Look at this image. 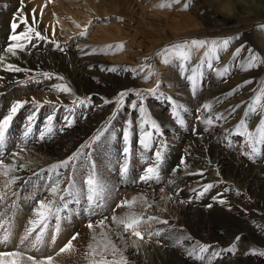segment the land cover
I'll use <instances>...</instances> for the list:
<instances>
[{"label": "rangeland", "instance_id": "374dc122", "mask_svg": "<svg viewBox=\"0 0 264 264\" xmlns=\"http://www.w3.org/2000/svg\"><path fill=\"white\" fill-rule=\"evenodd\" d=\"M162 2L171 6L159 7ZM227 2L0 0V55L13 44L25 45L13 62L0 61V121L17 101L27 102L13 115L0 146L5 150L0 160L17 156L18 167L7 177L0 167V237L9 236L0 252L25 251L37 261L52 256L53 264H90L93 235L99 240L107 231L121 250L115 259L122 254L127 264H264V182L254 172H241L243 163L264 168L257 132L264 109L248 111L264 89V63L247 68L250 55L264 58L256 36L264 34V17L245 24L229 14L240 11V4ZM86 25L87 34L80 35ZM29 27L49 39L13 41ZM224 39H230L227 48L212 51V42ZM191 40L208 43L190 49L186 60L164 63L157 55L165 46ZM121 44L122 50L116 47ZM7 64L23 70H8ZM224 68L229 71L221 76ZM12 74L22 76L7 84ZM122 91L128 95L120 98ZM98 133L100 139L91 142ZM78 152L67 168L53 167ZM149 167L157 168L156 175L142 179ZM90 173L103 189L92 208ZM11 177L15 181L7 183ZM21 179L26 181L19 184ZM57 181L62 189L71 185L60 193L63 199L50 191ZM133 198L138 202L131 211L144 218L138 247L125 243L138 238L118 237L111 221L130 211L118 205ZM41 200L53 202L54 214L29 237L33 241L43 229L42 242L33 248L20 241L37 219ZM105 217L110 227H88ZM76 234L74 250L57 255ZM203 245L209 246L205 252ZM107 257L113 259L111 251Z\"/></svg>", "mask_w": 264, "mask_h": 264}, {"label": "snow or ice", "instance_id": "6c2138e0", "mask_svg": "<svg viewBox=\"0 0 264 264\" xmlns=\"http://www.w3.org/2000/svg\"><path fill=\"white\" fill-rule=\"evenodd\" d=\"M172 2L174 3H179V0H172ZM171 6L170 3H165L162 2L159 7H169ZM185 8L188 7L187 4H185L184 6ZM22 11V9H21ZM19 15V13H18ZM24 23H27V19L24 18L23 21ZM33 22L35 23V9L33 10ZM92 21H89L88 24H91ZM79 27V25H77ZM18 27L17 23H13L12 24V28L13 30H15ZM264 30V29H262ZM87 34V25L85 26V31L81 32L80 35H86ZM35 38L37 40H48L49 38L46 35H42L39 31H36L35 28L33 27H29L27 28L24 32L20 33L19 35H13L12 39L13 41H18L20 39H23L25 41L31 42V40ZM207 41H203V40H191L189 41H185L184 43H178V44H171L169 46H165L161 52L157 53L158 56L162 55L164 57V63H169L174 57L178 58V59H182V60H186L190 58V49L192 48H204L205 45L207 44ZM230 43V39H224L221 43H217L216 41L212 42V51H215L217 48H227V46ZM25 47L24 44H13L8 48V52L11 53L12 55H16L17 49H23ZM57 47H59V45H57ZM108 47H112V46H108ZM118 49L123 48V45H117L116 46ZM63 50V49H61ZM95 51V50H94ZM240 49H237V52H239ZM205 55H208V53H205ZM4 57L0 56V61H3ZM258 63H264V58L259 57L256 54H252L249 56V60L247 62V68H254L256 66H258ZM209 67H211V65H209ZM6 68L8 70L11 71H22L23 69L13 65V64H7ZM111 71H115V68L110 69ZM229 70L227 68H224V70L222 72H220L219 74L221 76H224L227 74ZM44 75L48 76L50 74L45 73ZM60 79H63L62 77ZM190 80L195 79V77H189ZM193 87H195V84H193ZM63 91H68L70 92L71 89L68 88L67 86H64L62 88ZM149 92H153V89H149ZM137 96H140L141 93L139 91L136 92ZM128 95L127 91H122L121 93H119V97L122 98L124 96ZM24 103L27 102H21V101H17L11 108V113L7 116H5L3 118L2 121H0V146H2L5 142V133L9 127V124L13 118V115H15V113L24 106ZM32 103H36L35 100L32 101ZM46 103H50V102H46ZM80 103H84L83 100L80 101ZM133 107H135V104H133ZM205 107H210V105H205ZM258 109H264V89L260 90V95L254 96L252 103L248 106V111L249 113H255L258 111ZM144 109L141 108V111H143ZM245 115H248V113H245ZM33 119V117H29V120L31 121ZM52 118L49 117V120H51ZM211 120L206 121V123H211ZM241 127H245L246 125L245 123L242 121L240 124ZM152 127L153 128H157L158 126L155 124V122H152ZM31 131V128L28 129V131L25 133V135H28V132ZM50 131V129H49ZM257 132L260 133V142L262 144H264V120L260 121V125L257 128ZM146 135H151L150 133H147ZM245 135L248 136L249 140H253V133L250 130H246ZM41 138H43V133L41 134ZM125 138L127 139V133L125 134ZM100 139V134L98 133L96 136H94L92 138L91 142H94L96 140ZM87 145H82L81 149H83L84 147H89L90 143ZM143 143V141H142ZM147 146V145H146ZM253 151H255V149H253ZM125 152H127V149H125ZM16 155V154H14ZM79 155L78 153H74L72 156H69L66 160L61 161L60 165H54L53 167H58V166H63L65 168H67ZM155 156L157 158V160L161 159V152L157 151L155 153ZM0 167H3L4 169V176H9L10 171L15 169V165L14 164H4V162L2 160H0ZM23 167V165H22ZM124 172H127V165L124 166L123 168ZM147 173L148 175L145 177H142V179H149L152 176L156 175L157 173V168L156 167H149L147 169ZM16 179V177H11V179L7 182V183H12L14 182ZM61 182L57 181L54 183L53 186H51V193L54 196H58L59 198L63 199V197L60 195L61 192H68L70 190L71 185H69L66 188H61L60 186ZM86 184L88 186V196H87V201L89 204V207L92 208L98 201L100 193L102 192V186L100 184V182L98 181V179L96 178L94 173H90L87 180H86ZM212 185L209 184L206 186L205 190H207L208 188H211ZM2 198V197H0ZM137 198H133L132 200L128 201H122L120 205H118L119 207H128L130 209V211L128 213H126L124 216L122 217H118L116 215H113L111 217V221L112 223L115 225V229L114 231H116V234L118 237H120L121 239L125 238V234H127L129 237H135L138 239H130V240H125L126 244H131L134 246H139L138 245V240H143L144 238V234L139 230L142 223H143V216L138 215L137 213H135L134 211H131V209L133 208V206L137 203ZM223 203V201H221ZM149 207H151V205H149ZM209 207H211V205H209ZM60 209L56 208L55 212H59ZM36 214H37V219H34L33 221H31V227L29 229L26 230L24 237L21 239L20 243L24 244L26 241L29 242L31 244V247L35 248L37 246L38 243L42 242L43 239V229H41V231L35 236V239L33 241H29V237L32 235V233L34 231H36V228L40 227L42 224H44V222L47 220V218L50 215L54 214L53 211V202L49 201V202H45L43 200H41L39 202V206L36 209ZM149 219H156L155 217H150ZM108 220L109 218L105 217L101 220H99L97 222V225H93L91 222L88 224V227L90 229H93L95 231L96 227H99L101 229H106L108 227H110V225L108 224ZM164 223H167V221H164ZM160 233L157 232L156 235H159ZM79 234L74 235L71 240L68 241V243L62 247L59 252L57 253V255H60L61 253H66V252H70L74 250V245L72 243L73 240H75L77 238ZM9 236L7 234V232H5V234L3 235V237H0V243H6L8 240ZM237 239H239V237H237ZM177 243H179V241H177ZM207 245H203L200 247V251L201 252H205L208 250ZM89 248V257L91 258L90 260V264H127L126 258L123 257V255H120V259L116 260V254L120 253L121 250L120 248L117 247L116 243L114 241H112L109 237V234L107 231H102L99 233V240L97 238V235L94 234L92 237V243H90L88 245ZM111 251L112 257L113 259H108L107 257V253ZM193 253L189 252L188 255L191 256ZM96 257H99V259H96ZM200 259H203V257H200ZM28 262H31V264H53V257L52 256H48L46 259H42L37 261L35 259V257L31 256V255H27L25 251H10V252H0V264H28Z\"/></svg>", "mask_w": 264, "mask_h": 264}, {"label": "bare ground", "instance_id": "6f19581e", "mask_svg": "<svg viewBox=\"0 0 264 264\" xmlns=\"http://www.w3.org/2000/svg\"><path fill=\"white\" fill-rule=\"evenodd\" d=\"M212 2L216 3V5H219L220 3V6H227L228 5V2L227 0H211ZM237 2V4H240V11H237L236 9L233 10L232 13H229V14H232V16H235L236 18H238L240 21H242L243 23L245 24H250V26L253 24V22L250 20V19H253L254 21V18L255 17H264V0H235ZM231 12V11H230ZM16 19V18H13V20ZM12 20V21H13ZM12 23V22H11ZM256 36L257 37V42L260 46V49L261 51L264 53V34H260V33H256ZM1 46H2V43H0V49H1ZM45 54V53H44ZM49 54V53H48ZM23 55V54H22ZM2 57H4L2 63H6L8 61H10L9 63L13 62L15 60V55H12L11 53H8V54H4L3 53L0 55ZM36 56V55H35ZM41 57V55H39ZM50 57V55H49ZM32 59V58H31ZM34 59V58H33ZM36 59V58H35ZM51 59V58H50ZM38 60V58H37ZM36 60V61H37ZM61 60V59H60ZM18 61V60H17ZM56 61V60H55ZM32 62V61H31ZM21 64V63H20ZM41 64V63H40ZM61 64V63H60ZM69 69V68H68ZM17 75V76H16ZM19 76H22L21 74H12V76H10L11 78H8L6 80V83L9 84V81L12 80V79H16L18 78ZM236 84V83H235ZM229 86V85H228ZM231 86V84H230ZM223 89V88H222ZM228 90V89H227ZM225 91V89H224ZM231 103V102H230ZM225 111V110H224ZM221 129V128H220ZM212 146V145H211ZM35 149H39L38 146H35ZM34 149V150H35ZM0 150H4V148H1ZM215 150V149H214ZM216 151V150H215ZM2 152V151H1ZM37 152V151H36ZM25 155V154H24ZM23 155V156H24ZM234 156V155H233ZM15 157L17 156H10L9 157V160L7 161H4L5 164H14L15 165ZM239 163V162H237ZM21 166V165H20ZM258 166V165H257ZM3 168V167H2ZM18 168V167H17ZM15 167L14 170L10 171V173H15L16 169ZM252 169H256L255 171H251ZM4 170V169H3ZM254 172L255 173V176H257L259 179H262L263 182H264V168L263 167H256L255 165L253 164H247V163H243L242 167H241V172ZM119 172V171H117ZM238 172V171H237ZM239 174V173H238ZM247 174V173H246ZM239 176V175H238ZM250 177H251V174H250ZM30 180V178H29ZM24 181H26V179H21L19 180V184L20 183H24ZM259 181V180H258ZM264 186V185H263ZM264 188V187H263ZM263 193V192H262ZM191 207V206H190ZM189 207V209H191ZM193 208V207H192ZM195 221V220H193ZM190 222V221H189ZM194 224V223H193ZM191 225V224H190ZM181 254V253H180ZM180 256V255H179ZM178 260V259H177Z\"/></svg>", "mask_w": 264, "mask_h": 264}]
</instances>
